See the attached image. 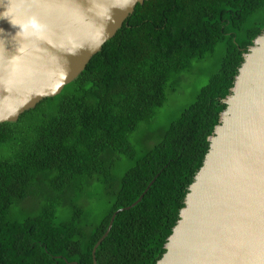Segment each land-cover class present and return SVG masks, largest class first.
<instances>
[{"label": "trees", "instance_id": "trees-1", "mask_svg": "<svg viewBox=\"0 0 264 264\" xmlns=\"http://www.w3.org/2000/svg\"><path fill=\"white\" fill-rule=\"evenodd\" d=\"M263 29L264 0H145L59 94L0 123V264H93L92 248L112 213L127 206L96 248V264H155L243 53ZM219 43L216 71L136 156L129 134ZM121 156L133 163L118 176L113 168ZM93 181L106 200L96 223L81 204ZM37 190L44 197L37 209L10 218L13 206L37 198ZM57 198L68 204V217L55 222Z\"/></svg>", "mask_w": 264, "mask_h": 264}, {"label": "water", "instance_id": "water-1", "mask_svg": "<svg viewBox=\"0 0 264 264\" xmlns=\"http://www.w3.org/2000/svg\"><path fill=\"white\" fill-rule=\"evenodd\" d=\"M144 1L0 0V123L59 94ZM222 102L155 264H264V29ZM129 207L112 213L93 264L116 213Z\"/></svg>", "mask_w": 264, "mask_h": 264}, {"label": "rangeland", "instance_id": "rangeland-1", "mask_svg": "<svg viewBox=\"0 0 264 264\" xmlns=\"http://www.w3.org/2000/svg\"><path fill=\"white\" fill-rule=\"evenodd\" d=\"M222 53L223 45L219 43L215 46L213 52L201 59L194 60L190 67L179 75L177 89L174 91L168 90L166 92V99L155 109L153 116L149 120L142 121L129 134L128 140L136 156L152 147L158 140V134L194 100L199 89L207 83L210 75L218 68ZM132 163V159L121 156L115 163L113 172L119 176ZM103 191L102 185L97 181H93L87 189V193L90 195L89 198L81 201L89 222H98L106 211V200ZM36 192L39 194L37 198H27L19 204H15L9 214L10 218L20 219L34 212L37 206L43 202L42 199L44 198L39 190ZM55 207V222L68 217V204L63 200L57 198Z\"/></svg>", "mask_w": 264, "mask_h": 264}]
</instances>
